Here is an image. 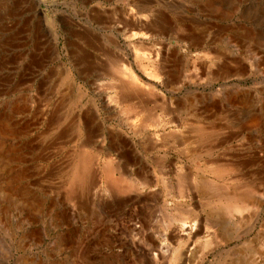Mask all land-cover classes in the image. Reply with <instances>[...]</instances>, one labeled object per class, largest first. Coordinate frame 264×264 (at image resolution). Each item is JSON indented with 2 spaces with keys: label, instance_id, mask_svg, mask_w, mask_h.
Listing matches in <instances>:
<instances>
[{
  "label": "rangeland",
  "instance_id": "1",
  "mask_svg": "<svg viewBox=\"0 0 264 264\" xmlns=\"http://www.w3.org/2000/svg\"><path fill=\"white\" fill-rule=\"evenodd\" d=\"M0 264H264V0H0Z\"/></svg>",
  "mask_w": 264,
  "mask_h": 264
},
{
  "label": "bare ground",
  "instance_id": "2",
  "mask_svg": "<svg viewBox=\"0 0 264 264\" xmlns=\"http://www.w3.org/2000/svg\"><path fill=\"white\" fill-rule=\"evenodd\" d=\"M138 26V25H137ZM122 67H123V64H121V68L119 69V68H116L115 70H117V72H118V74H121L122 76H124V77H126L128 80V86H135V82H134V80H133V78H132V75H131V73L129 72V71H126L127 69L125 68V66L123 67V68H125V69H122ZM114 70V71H115ZM116 72V71H115ZM116 72V73H117ZM126 80V79H125ZM136 80V79H135ZM122 89V88H121ZM120 89V90H121ZM124 89V88H123ZM124 95V94H123ZM126 95V94H125ZM88 158H84L83 157V159L81 160V163H80V168H79V171L78 172H76V184L77 185H81V187H82V183L83 182H85L84 181V178H85V175H86V171H87V164H88ZM110 164V163H109ZM113 171H114V166H111V165H107V167L105 168V175H106V177H107V181H108V183H109V185H111V186H113V188L114 187H116V188H118V189H120V190H122V188H123V185H122V180H123V177L122 176H119V177H116V178H114L112 175H113ZM116 171H117V169H116ZM122 171V170H121ZM123 172V171H122ZM120 173V172H119ZM130 185V184H129ZM127 187H129V186H126V188ZM202 187L204 188L205 186L202 184ZM125 188V187H124ZM125 188V189H126ZM124 189V190H125ZM124 190H122V192L124 191ZM223 199V198H222ZM241 200V199H240ZM238 207L236 206V205H229V206H227L226 207V209L228 210V211H232V210H236ZM182 228H184V226L182 225ZM194 234V233H193ZM183 261V260H182Z\"/></svg>",
  "mask_w": 264,
  "mask_h": 264
}]
</instances>
